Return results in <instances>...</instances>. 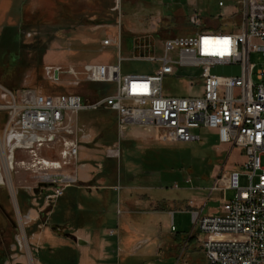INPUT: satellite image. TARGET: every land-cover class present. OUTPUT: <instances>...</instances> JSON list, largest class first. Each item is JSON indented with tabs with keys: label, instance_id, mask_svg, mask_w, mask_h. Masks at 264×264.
<instances>
[{
	"label": "built area",
	"instance_id": "1",
	"mask_svg": "<svg viewBox=\"0 0 264 264\" xmlns=\"http://www.w3.org/2000/svg\"><path fill=\"white\" fill-rule=\"evenodd\" d=\"M239 4L243 12L236 31L202 28L200 15L194 14L189 18L198 28L194 34L166 39L159 46L140 39L135 59L156 65L151 74L123 75L121 57L115 66H88L84 73L87 82L115 85L95 101L0 85V112L7 113L0 136L5 171L0 173V189L9 186L8 177L19 170L36 179V186L25 190H42L48 203L77 186V163L86 140L79 121L81 113L111 110L117 114L120 135L132 126L157 128L163 131L162 141L171 143L199 141L197 130H215L221 144L245 150L243 167L249 186L241 187L240 171L221 173L210 190V195L223 194L220 214L193 212L192 222L205 235L202 249L210 264H264V84H254L255 66L250 63L252 53L264 56V19L249 13V0ZM219 7L225 4L220 1ZM114 10L121 11L120 0ZM103 46L121 51V34L104 40ZM220 65L240 66L241 76L212 74ZM187 69L194 73L188 74ZM46 74L58 83L65 73L61 68L47 67ZM67 74L77 76L73 69ZM258 74L262 80L264 72ZM168 80L202 87V95L168 94ZM106 155L120 159L121 149L108 147ZM9 191L17 197L13 187ZM227 191L235 192L232 200L225 196Z\"/></svg>",
	"mask_w": 264,
	"mask_h": 264
},
{
	"label": "rangeland",
	"instance_id": "2",
	"mask_svg": "<svg viewBox=\"0 0 264 264\" xmlns=\"http://www.w3.org/2000/svg\"><path fill=\"white\" fill-rule=\"evenodd\" d=\"M220 1L225 4L224 8L219 7ZM239 1L120 0L122 8L119 12L114 10L117 0L107 2L94 0L92 4L90 0H82L77 5L79 6L76 11L79 15L77 22H59L56 20L59 9L54 0H26L22 23L20 17L24 1L0 0V85L8 88L7 77L14 71L12 82H18L16 90L31 88L43 94L79 95L89 101H95L105 87L114 90L115 85L99 86L87 82L84 73L88 64L118 65L121 57L123 75L151 74V69L156 65L135 59L136 36H144L143 41L153 42L159 46L167 38L194 34L198 28L189 22L190 16L194 14L200 15L202 28H220L224 32L236 31L240 27L243 12ZM249 13L264 19V0H249ZM119 34L123 39L122 51L117 47L99 49L104 40ZM15 36L19 38L17 46L9 43L16 39ZM250 63L255 66L252 73L254 84H264V75L262 80L258 79V73L264 72V56L252 53ZM47 67L61 68L64 71L60 82L54 83L50 76H47ZM70 68L75 70L77 76L67 74ZM186 71L188 74L194 73L192 69ZM212 74L220 77H240L241 67L220 65L212 69ZM74 81H78L79 85H72ZM165 91L178 96L202 95V87L191 88L190 83H175L170 80L165 83ZM91 115L93 113L90 115L81 113L79 118L82 121L84 116ZM153 129L159 132V139L162 141L163 131ZM130 130L131 127L125 132V136L129 135ZM196 132L201 138L191 143L165 141L160 143L156 140L151 144L140 142L136 149L134 146L131 149V145L125 147L124 144V158L132 154L138 163L151 165L154 180L159 184L164 182L168 187L172 186L174 181L182 182L188 177L202 186L208 183L213 185L212 178L222 170L240 171L242 173L240 185L243 188L248 187L249 181L243 167L246 162L245 150L237 147L232 150L221 144L214 130L200 129ZM1 135L3 130L0 129ZM155 136L157 137L156 134ZM113 146L118 145L110 147ZM2 159L1 146L0 173L4 174ZM8 180L9 186L5 185L0 189V264H54L53 249L59 244L55 242V238L49 237L43 244L41 241L44 239L37 240V237H45L43 232L46 231L52 234L51 237L64 236L62 234L64 231L61 228H53V219L46 224L42 215L38 220L29 222L28 209L31 207L38 209L46 203L37 198L42 194V190L34 192L36 200L34 201L30 191L24 188L35 187L36 179L29 173L19 170L8 177ZM11 187L18 192L16 198L8 196ZM26 193L31 197V205L24 198ZM226 196L228 200H232L235 192L227 191ZM46 204L49 205L45 213L53 203ZM216 205L210 203L207 210ZM192 229L193 225L190 231ZM204 238L205 235L201 233V241ZM164 264L210 263L202 250L200 252L193 245H189L180 250L179 256L166 259Z\"/></svg>",
	"mask_w": 264,
	"mask_h": 264
},
{
	"label": "crops",
	"instance_id": "3",
	"mask_svg": "<svg viewBox=\"0 0 264 264\" xmlns=\"http://www.w3.org/2000/svg\"><path fill=\"white\" fill-rule=\"evenodd\" d=\"M23 1L20 17L22 23L26 0ZM81 1L54 0L59 9L56 20L77 22L79 20L77 5ZM93 1L90 0V4ZM142 37L136 36L134 39L136 54V44ZM106 48L110 47H104L102 42L99 49ZM90 65L98 64H88ZM155 69V66L151 69L152 73ZM14 73L12 71L7 77L6 86L11 90L18 87L17 81L12 82ZM109 90L110 88L105 87L97 97L106 95ZM44 95L52 96L47 93ZM91 113L94 116H84L83 122L79 118L86 135V140L81 144L77 163L79 184L68 188L63 197L49 206L51 209L49 208L47 213L45 211L49 204H46L48 202L44 200L43 192L37 198L46 203L38 209L32 207L28 209L29 222L38 220L42 215L46 224L53 219V228H61L64 231L62 233L64 236L51 237L52 234L46 231L43 232L45 237H37V240L44 239L41 241L43 244L48 237L55 238V242L59 244L53 249V263L164 264L166 259L179 256L180 250L189 245L204 253L202 232L194 226L192 213L198 212L201 216L219 215L223 194L215 192L210 195L209 189L213 187L215 178L221 173L238 170L220 171L212 178L213 185L208 183L202 186L191 177L184 178L182 182L174 181L170 187L164 182L159 184L153 178L151 165L138 163L132 154L124 158V144L125 147L131 145V149L133 146L136 149L140 142L151 144L152 141L158 140L162 143L159 132L153 128L132 126L128 136H125V132L130 127L120 135L117 114L114 111L85 112V115ZM6 121L7 113L0 112L1 130L5 128ZM111 145L120 147V159L107 157L106 150ZM34 192L29 193L36 201ZM27 194L24 196L29 197ZM8 196L12 197L10 191ZM30 199L31 197L28 202L31 205ZM210 203L217 205L207 210ZM191 225L193 229L190 231Z\"/></svg>",
	"mask_w": 264,
	"mask_h": 264
},
{
	"label": "trees",
	"instance_id": "4",
	"mask_svg": "<svg viewBox=\"0 0 264 264\" xmlns=\"http://www.w3.org/2000/svg\"><path fill=\"white\" fill-rule=\"evenodd\" d=\"M15 37H16V36H15ZM18 39H19V38L16 37L15 40L13 39V41L11 40L12 42H9V43H10V44H14V46H17V44H18ZM14 61H15V60H14ZM13 67H15V65H13ZM103 91H104V90H103ZM24 198H25L27 201L29 200V197H27L26 195L24 196Z\"/></svg>",
	"mask_w": 264,
	"mask_h": 264
}]
</instances>
